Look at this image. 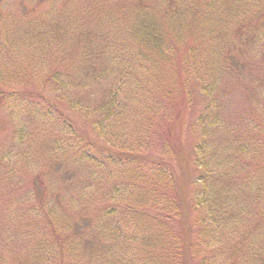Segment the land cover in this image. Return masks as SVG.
Wrapping results in <instances>:
<instances>
[{
	"label": "rangeland",
	"instance_id": "rangeland-1",
	"mask_svg": "<svg viewBox=\"0 0 264 264\" xmlns=\"http://www.w3.org/2000/svg\"><path fill=\"white\" fill-rule=\"evenodd\" d=\"M107 2L114 0H0V264L32 261L29 236L36 230L40 233L37 207L42 200L48 201V207L79 214L83 195L95 194L96 201H87L89 211L102 204L121 211L134 202L130 192L144 184L141 172L151 180L159 177L151 171L156 162L172 171L175 190L184 199L185 216L181 225L176 224L193 226L192 201L198 191L192 181L198 168L194 154L199 139L191 125L204 107L211 110L210 99L197 80L202 79L211 89L212 67L220 62L233 67L220 73L212 88L219 107L214 121L223 128L237 121L244 125L256 111L257 95L263 92L259 81L264 76V53L236 40L235 28L223 35L225 44L211 31L195 37L196 49L193 55L186 53L184 60L194 71L190 74L193 85L188 87L191 95L181 94L184 79L180 73L176 106L167 112L166 96L157 87L164 88L171 79V62L140 61L133 56L137 48L129 42L128 49L118 48L104 64L91 61L77 37L83 36V29L97 38L95 47L100 50L108 37L119 35L128 40L126 34L111 28L113 13ZM218 3L213 0L214 6ZM232 3L238 10L237 20H247L258 0ZM93 4L107 11L98 17L86 9ZM250 29H246V40L253 36ZM141 62L143 69L131 65V74H121V65ZM107 65L109 72H99ZM115 88L119 95H113L117 94ZM158 98L160 107H156ZM208 114L209 120L212 114ZM76 131L106 150L85 147L87 142ZM217 148L218 142L212 139L206 157L210 158V152L213 168L215 159H224ZM229 159L218 166L220 171L229 167ZM88 167L101 176L100 182H86ZM248 192H261L259 208L264 211V190ZM220 202L219 196L214 199V210ZM252 215L247 217V227L258 222ZM246 222L236 233H243ZM228 228L235 230L236 225L228 224ZM219 241H223L221 236H212L210 248L205 249L211 255L210 264H259L248 249L232 256L220 252Z\"/></svg>",
	"mask_w": 264,
	"mask_h": 264
},
{
	"label": "trees",
	"instance_id": "trees-1",
	"mask_svg": "<svg viewBox=\"0 0 264 264\" xmlns=\"http://www.w3.org/2000/svg\"><path fill=\"white\" fill-rule=\"evenodd\" d=\"M233 1L236 0H219L214 6L213 0H114L113 3L107 2L108 10L113 13L109 17L110 26L117 33L126 34L128 40L119 35L108 37L100 50V47H95L97 38L85 29L83 36L77 34V37L88 49V58L99 64H104L118 48L128 49V42L137 48L135 55H130L137 59L139 57L140 61L156 58L171 62L168 66L172 69L171 79L164 88L157 87L166 96L164 107L167 112L176 106L175 98L182 82L180 73L184 79L181 94L185 92L187 97L191 95L188 87L193 85L190 74L194 71L185 63V54L193 55L195 37L198 38L203 32H214L219 42L225 44L223 35L235 28L232 34L236 40L240 38L243 45L255 46L264 53V0H258V5L247 20H237L239 14ZM86 9L93 10L98 17L107 11L106 7L97 4L88 5ZM247 27H251L250 34L253 36L246 40ZM64 34L67 39V33ZM131 65L141 70L145 64H123L122 69L119 67L121 74H131ZM107 66L99 72H109L110 65ZM168 67L164 66L165 69ZM231 68L222 62L212 67L214 76L211 89L202 79L197 80L204 95L210 99L211 110L208 106L204 107L191 125L199 139L194 154L198 168L192 181L194 190L198 191L192 201L196 216L193 226H180L185 216L182 207L184 199L175 190L176 180L172 171L156 162V168L151 171L159 177L154 176L155 180H151L140 173L144 184H140L139 190L130 192L134 199L133 204H129L130 208L120 211L111 204H102L96 210L89 211L87 201H96V195L87 198L83 195V209L77 217L79 214L73 210L48 207V201L42 200L39 209L37 207V221L42 227L40 233L37 230L30 232L32 261L26 264H210L211 255L205 249L210 248L209 242L214 235L222 237L223 241H219L222 244L217 248L220 252L232 256L248 249L253 252V257L258 258L259 264H264V254H261L264 251V211L259 208L262 195L261 192H248L264 190V76L260 77L263 92L257 95L254 114L244 125L237 121L223 128L214 121L217 114L219 116V107H216L212 88L217 83V76ZM115 89L117 94L115 91L113 95H119L120 91ZM156 102V107H160L159 98ZM208 113L212 114L209 120ZM145 115L149 116L148 113ZM79 135L87 142L85 147L106 150ZM211 138L218 142L216 150L223 156V161L230 158L227 161L229 167L224 172L218 169L223 162L220 157L214 160V168L211 166L210 152V158L206 157ZM78 154L75 153L76 156ZM88 170L87 183L95 179L101 181V176L91 168ZM218 196L221 202L215 204L219 207L214 210L211 205ZM249 204L254 207L250 208ZM251 214L258 222L247 227L246 220ZM245 222L243 233H236L238 229H243ZM228 224L236 225V229H229ZM237 235H240L238 239Z\"/></svg>",
	"mask_w": 264,
	"mask_h": 264
}]
</instances>
